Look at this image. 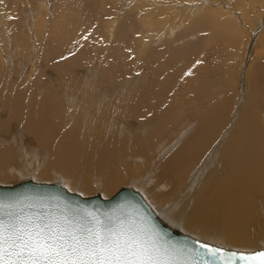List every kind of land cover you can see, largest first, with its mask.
<instances>
[{
    "label": "bare ground",
    "instance_id": "obj_1",
    "mask_svg": "<svg viewBox=\"0 0 264 264\" xmlns=\"http://www.w3.org/2000/svg\"><path fill=\"white\" fill-rule=\"evenodd\" d=\"M214 1L216 0L212 3H215ZM83 3H85L84 0ZM200 3L203 2L200 0ZM156 5L157 10L160 5L162 6L157 3ZM165 5L172 6L169 3ZM176 5H178L177 8L187 7L178 3ZM217 5L222 9L226 7L221 3ZM253 6H255L254 11L258 9L254 4L251 8ZM145 7L151 9L149 6ZM166 7L160 8L164 10ZM245 7L238 9V12ZM72 8L71 5L67 7L69 21L73 20ZM195 8L196 6L190 4L187 12L189 14L200 12L201 8L196 10ZM103 10L105 12L103 15L111 14L106 8ZM215 11L213 10L217 13V10ZM150 13L148 11L149 15ZM214 13L209 16L212 17L209 18L210 24L219 27L225 20ZM230 15L235 21L236 12ZM187 17L190 16L187 15ZM156 18H159L161 26L164 22L160 19L161 16ZM236 19L239 21V16ZM159 20L154 19L153 22L159 23ZM83 23H73V25L80 27ZM147 23H144L146 29H148ZM191 25L193 22L189 26ZM136 26L139 28L138 25ZM107 28L109 30L106 35H103L105 29L100 34L102 43L108 41L110 36H114V42L112 41L110 47L103 45L101 51L107 50L114 53L125 51V55L118 54L115 57L114 63L118 65V69L114 76L109 75L105 79L97 78L93 90L88 77L94 71L86 70L82 73L80 68L85 64L83 62L79 68L71 66L67 70L70 79L76 80L79 76L84 78L82 79L84 84L81 83L79 88L81 94L72 91L69 94L32 95L27 106L21 98L23 95L21 92L13 95L2 94L0 106L4 110L0 111V122L1 120L6 122L0 129L6 133L16 132L18 129L22 136L11 137L16 146L15 151L12 146L0 147V182L11 183L31 177L37 168L44 166L43 170L36 171L38 173L33 179L53 181L46 179L47 176H53L54 179H60L70 190L83 195L95 192L93 184L101 186L100 192L105 197L114 193V190L121 185L137 186L136 189L139 188L158 215L170 226L223 247L258 248L264 239V69L252 73L253 76L249 79L251 91L248 87L249 98L236 113L238 115L233 132L224 138L222 134L229 122V110L225 103L227 101L223 104L221 97L215 95L218 92L212 91L217 80H220L217 79L218 74L215 72L210 77L213 59L202 55L203 70L199 69V75L194 77L195 81L191 80L193 82L189 83V88L183 90L182 97L177 98L174 94L178 92L176 86L183 73V68L179 67L180 60L194 59L191 58L192 52H189V49L181 53V47L176 46L177 49H170V54L163 49L165 47L163 45H166L164 41L161 42L163 37L165 34L174 32L175 28L167 26L157 32L153 30L151 32L149 29V33L142 36V33L147 31L145 29L143 32L138 31L135 37H126L123 29L114 31L113 23ZM83 29V33L88 30V28ZM54 31L55 28L52 26L51 34ZM255 32L256 28L253 33ZM73 35L78 37H76L77 40L81 39L73 31H64L66 38L71 37L72 40ZM175 41L177 40L174 39L171 42L174 44ZM205 42L204 39L199 45ZM156 44L159 45L156 46ZM194 46L191 48L194 49ZM73 48L76 50L75 46ZM131 59L136 62L130 61ZM136 71L142 72L136 88L127 86L122 88L121 94H112L114 86L108 89L103 86L100 90L98 89V94L92 92L102 85L101 81L103 83L109 80L111 83L117 82L118 79L134 75ZM218 88H221L222 92V87ZM187 92L192 93L184 96ZM106 94L111 95L109 97ZM9 101L13 102V107L11 110H6L9 107ZM228 104L230 105L229 102ZM66 105L74 108V113L67 119V114L63 113ZM179 130H183L179 143L177 142L178 145L168 160L164 159L168 153L166 149L151 156L154 141ZM2 135L4 134H0V144H3L5 140ZM54 141L57 143L55 144ZM215 142L219 143L220 151L216 164H213L216 155L208 154V152ZM31 143L32 147L26 145ZM41 150L46 151V157H44V151L38 152ZM139 150L150 156L146 159L149 167L154 172H160L152 181L138 177L141 164L133 162L132 159L134 153ZM19 156L23 160L20 165L16 161ZM203 163L205 168L202 170L201 177V172L195 169ZM192 170L195 171L192 172ZM160 182L167 184L165 192L161 185H156ZM196 190H198L197 193H195ZM150 192L159 193L166 201L160 205L163 199L159 197L158 200L153 199ZM164 206H166L165 209H163Z\"/></svg>",
    "mask_w": 264,
    "mask_h": 264
},
{
    "label": "rangeland",
    "instance_id": "obj_2",
    "mask_svg": "<svg viewBox=\"0 0 264 264\" xmlns=\"http://www.w3.org/2000/svg\"><path fill=\"white\" fill-rule=\"evenodd\" d=\"M84 1L85 3H83V0H0V105L2 103V94L13 95L19 94V92H21L23 94L21 98L23 99L26 106L28 105V102L31 99L32 95L40 96L41 94H69L72 91H74L76 94H81L79 88L81 83L84 84V82H82V79L84 78L79 76V78H77L78 80L76 79V82V80L70 79L68 77L67 70L68 67L71 66H76L79 68V65L83 62H85V64L80 68V70L83 71L82 73H84V71L86 70L94 71L88 77V79H90L91 81L90 85L93 90L94 83L97 78L105 79L109 75L114 76L115 72L118 69V65L114 63L115 57L118 54H121L122 56L125 55V51L120 53H114L107 50L101 51V47L103 45L110 47L112 41L114 42V36H110L111 38L109 37L108 41L102 43V39L100 37L101 32L105 29L103 35H106L109 30V28H107L108 25H112L113 23L114 31L116 29H123V34L126 37H135L137 36L136 33L138 31H145L146 27L144 26V23L148 22V25L146 24L148 29L146 30L148 31L149 29H151V32L161 31L163 30V27L165 28L167 26L175 28L174 32L165 34L161 41H164L166 44L163 45V47L165 46L163 49L169 52L168 53L164 51L165 53L170 54L171 50L177 49L176 46H178L179 48L181 47V53L183 52V50L185 51L188 49L189 52H192L191 58H193L194 60L189 61L181 59L179 63V67L181 69L183 68L182 71L184 74L182 73V75H180V79L178 81L179 84L176 86V90H178V92H176L177 94L174 95H176L177 98L182 97L181 95L183 90L188 89L190 85L189 83L195 81L194 77H197L199 75V69L203 70L204 62L202 61V55H206L209 59L214 60V64L210 67L212 69V71H210V77L215 72L219 75H217V79L220 80H217V84L214 85L215 88H213L212 91L214 90V93L220 92V94L217 93L215 95H219L221 97L223 104L225 101H227L225 103L228 106L227 109L229 110V122L222 136L224 138H227L233 132L238 115H236V113L246 103V99L249 98V94L251 91L249 79L253 76L252 73L254 71L258 72L259 70L264 69V0H244V2H242V0H216L214 1L215 3H212L213 0H201V2L203 3H200V0ZM175 2L178 4L186 5L187 7L177 8L176 6L178 5H176ZM154 3L162 4V6L160 5V7L163 8L166 7V3H169V5L171 4L172 6L166 7L167 9L165 8L164 10H162L163 8L161 9L160 7H158V10L161 12L160 14V12L157 10V5L155 6ZM218 3H221V5L225 4L226 7L222 9L218 7ZM239 3H241V5H239ZM244 3L246 7L244 6ZM190 4L191 6H196L197 9L201 8L200 12L196 11L197 13L189 14L187 12V9L189 8ZM201 4L202 6L200 7ZM253 4L258 8L257 10L255 9V11L253 10L255 6L251 8ZM69 5L73 6V8L71 9L73 16L72 21H69L70 16L67 12V7ZM145 6H149L151 9H147L148 7L146 8ZM213 6L215 9L213 8ZM243 6L245 7V9H242L244 10L243 12H241L242 10H239L241 12L240 14V12H238V9L244 8ZM138 7H140L141 10ZM97 8L99 11L97 10ZM103 8H106L107 11L109 10L110 12H108L109 14H111L109 16H105L106 14L103 15L105 13ZM131 9H133V11ZM213 10L214 12H216L215 10H217V13H214ZM148 11L151 12V17L148 14ZM206 12L210 13L207 15ZM211 12L214 14H219L221 16L220 18L222 20H225L224 22H221V20L218 19L222 23L221 26L215 27L210 24V19L212 17L209 16L212 14ZM233 12H236V14L239 16V21L236 19L238 17L237 15L235 21L234 18H231L230 14ZM156 15L158 17L161 16L160 19L164 21L162 22L161 26V22L159 18H156ZM187 15H189L190 17H187ZM87 16H89V18ZM151 18L153 19L151 20ZM185 18L187 20H185ZM154 19L159 20V23L153 22ZM111 21L112 23H110ZM192 22L193 25L189 26ZM73 23H83L81 24L82 28L81 25L80 27H78L73 25ZM140 24L144 30L141 28ZM136 25H138L140 29ZM52 26H54L55 31L51 34ZM192 26H194L195 28ZM84 27L88 28V30L85 31L86 34L83 33L84 31H82ZM129 28L132 29L130 30ZM255 28L256 32L253 33ZM68 30L75 32L76 35L81 38L79 39L81 41L79 42V40L76 39L77 36L74 37L75 34L72 36V40L71 37L66 38L64 36V31ZM147 31H145V33L143 32L142 36L148 34L150 30L148 32ZM174 39H176L177 41H175L176 43L173 44L171 41H173ZM204 39L206 40V42L202 45H199V43H201V41L203 42ZM189 41L193 42L194 44ZM196 41L197 43H195ZM77 44L78 46H76ZM188 44L190 48L187 47ZM158 45L159 44H156V46ZM74 46L76 47V50H73L75 49L73 48ZM191 46H194V49H192ZM127 58L128 55L126 56V61ZM136 59H138V57H136ZM130 61L135 60L131 59ZM194 61L196 62L194 63ZM223 61H225V64L223 63ZM191 62H193L194 65L193 63L191 64ZM185 64L187 65L186 67ZM186 71H188L189 73ZM247 75L249 77L248 79ZM141 76L142 72L136 71L134 75L127 76L125 79H118L117 82L111 83L109 80L106 83H103L101 81L102 85L92 92L94 94H98L99 90L103 86H106L107 89L114 86L112 94H121L123 87L131 86L132 88H136ZM186 82L188 84H186ZM218 85L222 87V92L221 88H218ZM248 87L250 91L248 90ZM191 93L192 92H187L186 94L184 93V96ZM106 95L110 97L111 94ZM228 102L230 103V105L228 104ZM12 107L13 102L9 101V107L6 110H11ZM69 107H71V109H69ZM2 110L4 109H2V107L0 106V111ZM63 113L67 114V119L68 116H71L74 113V108L70 105H66V109L63 111ZM5 122L6 121L1 120L0 127L1 125H4ZM182 132L183 130H179V132H175L170 136L161 137L159 138V140L154 141L151 156L153 154L161 152L163 149H166L168 153L165 155L164 159L168 160L171 157L173 151L176 149L179 143V137ZM0 134H4L2 136H4L5 139L3 144H0V147L12 146L13 151H15L16 146L13 143L11 137L13 135L22 136L19 133V130L16 129V132L6 133L4 130L0 129ZM54 142L55 144L57 143V141ZM159 142L160 144H158ZM26 145L30 147L33 146L32 143ZM219 149V143L215 142L208 152V154L215 153L216 155V160L213 164H216L217 162V157L220 151ZM42 151H44V157H46L45 150H41L38 152ZM133 156V162L141 164V170L138 177L148 178L149 181H152L155 175L160 174V172H154L153 169L149 167L146 159L150 156L145 152L139 150L135 152ZM16 161L20 165L22 164L23 160L19 156V159ZM43 168L44 166L37 168L31 177H35V175L40 170H43ZM204 168L205 167L203 163L201 165H198V167L195 169L199 173L201 172V177L202 170ZM12 170L14 171L13 168ZM37 170L38 172L36 173ZM195 170H192V172ZM46 179H57L63 184L60 179H54L53 176H47ZM156 185H161V187H163V192H165V187H167V184H165L164 182H160ZM93 187L95 189V192L101 191V186H96L93 184ZM118 188L119 187H117L115 190H117ZM134 188H137V186ZM197 191L198 190H196L195 193H197ZM149 194H152L151 196L153 199L155 198V200L158 197L159 199H163L160 205L166 201V199L159 193L157 194L150 192ZM165 208L166 206H164L163 209ZM259 247L264 248V239L259 244L258 248Z\"/></svg>",
    "mask_w": 264,
    "mask_h": 264
},
{
    "label": "snow or ice",
    "instance_id": "obj_3",
    "mask_svg": "<svg viewBox=\"0 0 264 264\" xmlns=\"http://www.w3.org/2000/svg\"><path fill=\"white\" fill-rule=\"evenodd\" d=\"M89 217L5 214L0 218V264H188L134 221ZM202 247L213 258L202 264H234L218 257L221 248ZM240 259L264 264V252Z\"/></svg>",
    "mask_w": 264,
    "mask_h": 264
},
{
    "label": "water",
    "instance_id": "obj_4",
    "mask_svg": "<svg viewBox=\"0 0 264 264\" xmlns=\"http://www.w3.org/2000/svg\"><path fill=\"white\" fill-rule=\"evenodd\" d=\"M0 218L11 212L15 214H40L67 216L70 219L90 218L89 214L101 220L134 221L149 231L163 247L174 250L179 261L213 259L202 245L221 248L218 254L224 259L231 258L234 264H244L241 256L247 258L264 252V248H227L214 242L193 237L167 224L155 211L143 193L130 185H121L109 196L101 192L83 195L70 190L59 181L36 180L32 177L11 183L0 182ZM233 254H235L233 256Z\"/></svg>",
    "mask_w": 264,
    "mask_h": 264
}]
</instances>
